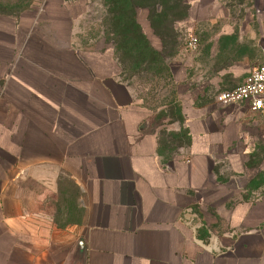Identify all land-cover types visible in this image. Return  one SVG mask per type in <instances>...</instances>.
I'll use <instances>...</instances> for the list:
<instances>
[{"label":"crops","instance_id":"crops-1","mask_svg":"<svg viewBox=\"0 0 264 264\" xmlns=\"http://www.w3.org/2000/svg\"><path fill=\"white\" fill-rule=\"evenodd\" d=\"M92 1L0 0V264H264V198L245 199L241 183L264 172V156L248 166L262 115L199 100L253 67L235 61L193 91L179 49L170 61L190 141L161 155L113 44L82 41ZM203 1L185 0L172 29L191 37ZM151 2L136 3V20L164 51Z\"/></svg>","mask_w":264,"mask_h":264},{"label":"rangeland","instance_id":"rangeland-1","mask_svg":"<svg viewBox=\"0 0 264 264\" xmlns=\"http://www.w3.org/2000/svg\"><path fill=\"white\" fill-rule=\"evenodd\" d=\"M101 2L105 5L108 0ZM102 5L99 0H93L81 18L84 26L82 41L88 48L105 47L107 43H113V39H117L108 29L111 14L107 7ZM162 24L168 28L166 21ZM175 34V36L170 34L172 38L167 55L172 56L177 54L179 49H183L182 55L185 57L183 64L189 83L187 87L193 91L197 90L204 79L216 74L219 68L235 61H244L253 68L264 63V0H204L200 19L192 30V36L198 39V47L195 50L186 46L190 36L185 28ZM118 39L123 40L120 37ZM180 42L182 45L178 46ZM212 51L214 55H211ZM169 63L173 74V64L171 65V61ZM123 72H125L124 77L135 88L143 105L150 110L149 119L145 123L146 130L159 133L165 154L170 156L183 149L186 146V138L180 137L178 133L185 128L184 116L174 74L173 85L167 83L165 79H161L157 85L155 82L158 81L151 71L126 69ZM206 89L208 93L200 95V101L211 100L219 92L210 86ZM166 102L168 104H165ZM260 119L264 123V116ZM178 127H181L180 130ZM263 156L264 140H260L248 160V166L255 167ZM215 173L219 180L226 179L229 172L225 162L215 167ZM258 175L259 173L251 179L241 180L245 190L242 196L247 200L264 198V182L259 186L254 183Z\"/></svg>","mask_w":264,"mask_h":264},{"label":"trees","instance_id":"trees-1","mask_svg":"<svg viewBox=\"0 0 264 264\" xmlns=\"http://www.w3.org/2000/svg\"><path fill=\"white\" fill-rule=\"evenodd\" d=\"M140 1L143 2L147 0H108L107 3L105 2L111 14L108 29H110V33L117 38L113 39L112 44L121 67L120 77L123 81L131 84V82L124 77V70L134 69L144 72L151 71L155 80L158 81L155 82L157 85L161 79H165L167 83L170 82L173 85L174 78L169 63L173 55H167V49L172 38L170 34H174L175 36V32L180 30H174L171 26L187 18L188 4L185 0H152L155 3L151 2L150 19L156 31L161 34L167 42L165 50L158 51L151 46L136 20L134 7L136 3ZM157 5L164 6L165 13L162 11L159 12ZM163 21L167 22L168 28L162 24ZM118 37L123 40H119ZM177 45L181 46L182 43L180 42ZM165 104H168V102ZM178 134L180 137L186 138L187 146L190 141L187 128H182V131ZM162 147L163 144L162 141H160L159 152L161 155H164ZM263 182L264 172L261 171L254 183L259 186Z\"/></svg>","mask_w":264,"mask_h":264},{"label":"built area","instance_id":"built-area-1","mask_svg":"<svg viewBox=\"0 0 264 264\" xmlns=\"http://www.w3.org/2000/svg\"><path fill=\"white\" fill-rule=\"evenodd\" d=\"M186 46L195 50L197 37L191 36ZM215 100L221 105L244 104L252 112L264 116V63L254 67L237 87L219 91Z\"/></svg>","mask_w":264,"mask_h":264}]
</instances>
